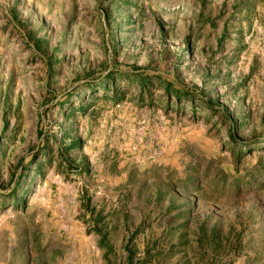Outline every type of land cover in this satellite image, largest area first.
Wrapping results in <instances>:
<instances>
[{
	"label": "rangeland",
	"instance_id": "1",
	"mask_svg": "<svg viewBox=\"0 0 264 264\" xmlns=\"http://www.w3.org/2000/svg\"><path fill=\"white\" fill-rule=\"evenodd\" d=\"M0 264H264V0H0Z\"/></svg>",
	"mask_w": 264,
	"mask_h": 264
}]
</instances>
